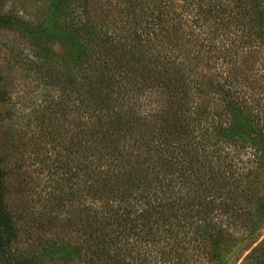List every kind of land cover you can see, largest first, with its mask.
I'll return each mask as SVG.
<instances>
[{
  "label": "trees",
  "instance_id": "obj_1",
  "mask_svg": "<svg viewBox=\"0 0 264 264\" xmlns=\"http://www.w3.org/2000/svg\"><path fill=\"white\" fill-rule=\"evenodd\" d=\"M49 2L27 32L59 125L39 194L0 132V263L226 264L264 229V0Z\"/></svg>",
  "mask_w": 264,
  "mask_h": 264
},
{
  "label": "rangeland",
  "instance_id": "obj_2",
  "mask_svg": "<svg viewBox=\"0 0 264 264\" xmlns=\"http://www.w3.org/2000/svg\"><path fill=\"white\" fill-rule=\"evenodd\" d=\"M49 8V0H4L0 4L1 15L10 16L15 21L12 27H0V132L7 135L12 161L20 166V182L27 187L26 182L31 177H39L44 182L46 172H42L41 166L33 161L42 159L43 153L54 145L45 137L49 136L48 132L50 135L56 132L59 125L54 116L45 112L50 98L55 100L56 94L44 87L34 66V63L41 62V53L47 45L36 41L27 32V27L41 22ZM50 50L59 54L57 43H50ZM40 180H36L35 194L40 192ZM23 184L22 188L26 189ZM20 198L24 209L30 204V197L24 195ZM37 222L19 221L18 242L13 247L15 254L26 250L30 242L38 244L40 229ZM244 234L239 228L231 229L224 252L219 255L226 264H264V229L250 242L240 241ZM235 244L237 250L232 252ZM38 264L60 263L52 260Z\"/></svg>",
  "mask_w": 264,
  "mask_h": 264
}]
</instances>
